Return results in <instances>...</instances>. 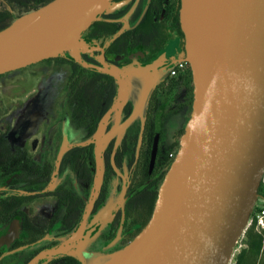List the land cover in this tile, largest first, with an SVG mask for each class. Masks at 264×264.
I'll return each mask as SVG.
<instances>
[{
	"label": "water",
	"instance_id": "obj_1",
	"mask_svg": "<svg viewBox=\"0 0 264 264\" xmlns=\"http://www.w3.org/2000/svg\"><path fill=\"white\" fill-rule=\"evenodd\" d=\"M115 7L112 0H50L0 29V73L46 57L68 55L116 79L115 100L86 140L95 143L94 189L82 221L69 235H82L84 240L100 224L97 221L85 232L81 230L103 180L101 151L110 132L104 134L107 119L120 112L129 91L126 79L131 76L142 79V89L121 128L141 113L154 84L147 74L167 64L177 44L175 39L152 60L123 68L103 57L99 64L83 60L82 52L101 47L82 39L81 34L100 13ZM146 8L147 4L136 23ZM179 20L184 57L193 80L192 108L180 146L159 185L146 224L99 264H229L260 195L264 172V0H180ZM67 147L58 152L54 174ZM67 248L61 242L39 252L27 264Z\"/></svg>",
	"mask_w": 264,
	"mask_h": 264
},
{
	"label": "flooded vegetation",
	"instance_id": "obj_2",
	"mask_svg": "<svg viewBox=\"0 0 264 264\" xmlns=\"http://www.w3.org/2000/svg\"><path fill=\"white\" fill-rule=\"evenodd\" d=\"M32 1L36 0H0V27L7 17L22 13L15 14L16 8L24 10L31 5ZM134 1L129 0V8ZM140 4L141 0H138L128 18H125V14L129 8L122 16L111 20L124 22L126 28L131 29L136 25L137 20L133 21V19ZM121 9L103 13L116 12ZM170 34L171 32L145 33L143 31L135 34L131 31L115 46H110L112 31H109L105 25H98L89 37L84 38L97 43L101 49L82 52L83 60H94L93 63L99 64L103 57L107 62L119 68L134 62H148L165 49L171 41L177 39V44L174 56L169 58L170 61L167 64L158 68L161 74L149 90L141 113L125 127L119 138L117 135L110 137L101 151L103 183L81 230L85 232L95 223L100 215L98 211L106 203L109 192L116 181L119 195L116 201L105 210V222L98 225L86 240L79 235L75 242L73 240L68 245L67 250L57 252L61 253L60 260L51 257L45 264H62L65 262L64 257H73L75 258L74 264H83L81 251H110L115 239L121 245L120 242L133 232L134 224L142 223L148 214L150 198L146 177L148 170L144 174L148 153L145 154L147 151L146 141H143L145 137L140 134L142 126L148 122L149 110L152 103L156 101L158 108L155 125L157 126L159 121H162L164 132L161 145L166 147L176 141L177 132L185 127L192 108V105L191 108L189 107L188 88L182 84L171 88L169 84L171 78L178 77V73L184 71L189 63L187 61L184 68L177 73H169L171 65L184 57V37L176 36L169 39L163 48L151 56L159 41ZM134 40H141L142 43L135 45ZM43 60H46L48 68L52 69L47 72L52 74L53 71L61 72L64 81L58 86V88L61 86L62 92L60 99V95L56 92L58 89L54 88L55 82L49 83L52 86L49 97L52 111H47L46 117L48 116L49 120L44 128L38 152H32V147L27 142H13L18 139L14 137V140H11L10 125L0 126V264H27L39 252L58 246L62 240L76 230L91 201L94 189L95 143L91 141L93 155L80 152L75 156L74 153H69V150L82 142L84 144L89 130L93 128L94 132L96 131L101 117L111 107L117 94L116 79L107 72L101 71L87 81L81 78L78 87L75 88L71 86L70 77L76 70L77 59L67 55L46 57L39 61ZM8 71L0 73V76ZM134 81L138 85L141 84L140 80L134 79ZM140 87L135 93L128 94L119 112L118 122H123L132 112L139 99ZM54 107H56V113L53 111ZM188 109V115L185 116ZM161 113L165 114L162 119H159ZM174 116H176L175 124L170 130L167 123ZM112 119L113 113L107 119L105 132H108L113 124ZM63 122L66 128L63 127ZM133 125L139 127L140 130L136 138L133 137V132H128ZM65 139L69 145L60 159L58 181L50 186L56 168L57 153ZM157 140L156 132L153 135L152 145L150 143V150L154 151ZM86 203L87 206L80 219L76 221ZM71 224H74L73 227L65 233L66 228ZM80 241L84 242L83 246H80ZM52 254L54 253L47 254L34 263Z\"/></svg>",
	"mask_w": 264,
	"mask_h": 264
},
{
	"label": "trees",
	"instance_id": "obj_3",
	"mask_svg": "<svg viewBox=\"0 0 264 264\" xmlns=\"http://www.w3.org/2000/svg\"><path fill=\"white\" fill-rule=\"evenodd\" d=\"M50 0H36L30 2V6L26 7L24 9V12L35 9L46 2ZM114 2L120 1V0H113ZM147 4V8L142 15L141 19L134 25L131 29H127L125 27L124 22L120 21H115L111 20L112 18L115 19L117 17H120L124 14V12L129 8V4L125 5L122 7L121 10H118L116 12H108V13H100L97 18H95L83 31L81 34V38L84 39L86 37H89L93 30L98 26V25H105L109 31H112L113 35L112 38L109 41L110 46H115L117 42H120L125 38V36L129 32H134L135 34L138 33V31H143L145 33H152V32H164L168 33L171 32L170 36L165 37L164 39L159 41L158 46L154 50V53L151 55L153 56L158 50L163 48L169 39H172L173 37L179 36V37H184V32L181 28L180 25V20H179V8H180V0H141V4L138 7L136 13L134 14V20H137L139 15H141V11L144 7V5ZM23 13V12H22ZM22 13L16 15V16H9L6 18L5 23L0 27L3 28L6 25H8L13 19L21 15ZM109 16H108V15ZM108 17V18H104ZM169 27V28H168ZM107 34H111L110 32H107ZM135 45H139L141 40H134ZM61 57V56H57ZM90 62H93L94 60H88ZM76 70L73 71L71 77H70V83L72 87L77 88L78 84L81 81V78H84L86 81L91 79L93 75L99 74L101 70L94 69L91 67H86L83 66L80 63H76ZM105 72V71H104ZM179 76H173L170 81V86L173 88L176 85L182 84L184 87L188 88V101L190 104V108L192 105L193 101V80H192V69L190 67V64L188 63L186 69L184 71H181L178 73ZM162 85V84H161ZM157 108L158 104L155 102L152 103L151 109L149 110L148 113V122L146 125L142 126L140 134L145 137L143 140L144 142L146 141V146L145 148L148 153L146 157V165H145V172L148 170L147 173V179H148V187L150 189V198H149V207H148V214L145 216L144 220L142 223L137 225L136 223L134 224V230L133 232L125 239H123L120 243L121 246L125 245L127 242H129L140 230L141 228L146 224L148 221L152 210L154 206V202L157 196L158 188L160 183L162 182L166 171L168 170L170 164L172 163V160L174 158V155L176 154L177 150L179 149L180 146V139L183 135L184 132V127H182L178 132L176 136V141L172 142L171 144L167 145L166 147L161 145L162 137H163V132L164 129L161 124V120L159 121L160 123L156 126L155 121H156V115H157ZM165 113L159 114V119H162ZM189 118V117H188ZM188 120V119H187ZM186 120V121H187ZM186 124V123H185ZM139 127L133 125L129 129V133L133 132V137L136 138L137 135L139 134ZM94 132L93 128L89 130V134L86 137L87 139L90 138L89 136ZM158 134V140L156 141V145L154 147V151L151 149L150 150V143L152 145V139L154 133ZM140 142H141V136ZM86 139V140H87ZM3 145V144H2ZM141 144H139L140 146ZM92 143L91 141H85L84 144H78L72 147L69 150V153H74L79 154L80 152H86L87 154L93 155V150H92ZM173 152L174 155L170 156L169 153ZM150 164V165H148ZM258 192L260 196L264 197V180L262 179L258 188ZM87 203L83 207V209L80 212V215L76 219L79 220L80 216L83 212V210L86 208ZM74 224H71L68 228H66L65 233H67ZM56 244V243H55ZM242 246L238 250V252L234 256V264H264V261L259 262L257 260L258 255L260 254L261 250L264 247V229H258L256 228L255 224L252 223L250 224L242 237ZM61 258H57L55 260H60ZM62 264H74L75 258L73 257H64ZM79 264V263H78Z\"/></svg>",
	"mask_w": 264,
	"mask_h": 264
},
{
	"label": "rangeland",
	"instance_id": "obj_4",
	"mask_svg": "<svg viewBox=\"0 0 264 264\" xmlns=\"http://www.w3.org/2000/svg\"><path fill=\"white\" fill-rule=\"evenodd\" d=\"M113 1V0H112ZM15 14L20 12H24V10L16 8L14 10ZM89 51H92L91 49ZM46 60L37 61L29 65L22 66L17 69L10 70L6 72L4 75L0 76V126L4 127L6 125H10V138L13 142H27L30 147H32V152L36 153L39 150L41 145V137L43 136L44 128L48 122L47 111H52V104H49L50 97V89L52 86L49 85L51 81L55 82V89L58 93L59 99L61 98V85L64 81L63 74L61 72L53 71V74L47 71L52 69L48 68V64L45 63ZM114 65V64H113ZM66 67V66H64ZM63 68V66H62ZM48 69V70H47ZM56 113V107L53 110ZM188 111L185 113L188 115ZM191 112V111H190ZM119 113L113 112V124L110 127V132L107 137L103 141V148L106 142L113 135H117L120 137L122 131V123L118 122ZM190 115V113H189ZM174 118L176 120V116L171 118V121L167 123L168 128L171 130L175 124ZM186 119V117H185ZM184 119V120H185ZM180 120V118H179ZM63 127L66 128V125ZM108 130V131H109ZM104 129V134H106ZM69 145V142L65 139L62 146ZM59 149V150H60ZM58 150V152H59ZM58 155V153H57ZM55 175V176H54ZM58 181V172L53 174L52 185L53 186ZM103 183V180H102ZM117 182H114V186L111 188L109 195L107 197V201L100 207L96 221H100L99 226L105 222V210L113 204L118 195L119 190L116 189ZM102 186V184H101ZM101 188V187H100ZM110 189V188H109ZM95 221V222H96ZM244 234V233H243ZM242 238V237H241ZM240 238V239H241ZM76 240V239H75ZM74 240V242H75ZM63 241V240H62ZM73 242V241H72ZM70 242V243H72ZM116 239L113 241V245L110 251H94V252H83V264H99L103 262L111 253L119 250L122 246L118 243ZM80 246L84 245L83 241H80ZM237 245L234 256L238 252V250L242 246ZM69 247V246H68ZM61 253H54L52 255H48L36 263L32 264H45L49 258L57 259L60 258ZM234 256L232 257L229 264H234ZM259 262L264 261V247L261 250L260 254L257 257Z\"/></svg>",
	"mask_w": 264,
	"mask_h": 264
},
{
	"label": "built area",
	"instance_id": "obj_5",
	"mask_svg": "<svg viewBox=\"0 0 264 264\" xmlns=\"http://www.w3.org/2000/svg\"><path fill=\"white\" fill-rule=\"evenodd\" d=\"M187 63V60L185 59V57H182L181 59L175 61L171 67L169 68V73L170 74H175L177 73L178 71H180L181 69L184 68L185 64ZM171 156L174 155V153H170ZM175 156V155H174ZM262 179L264 180V172H263V175H262ZM254 223L256 228L258 229H264V197L262 196H258L254 206H253V209L250 213V217H249V220H248V224H247V227ZM243 237V234L242 236ZM240 237V238H241ZM238 239L235 247H234V252H235V249L237 247V245H241V239Z\"/></svg>",
	"mask_w": 264,
	"mask_h": 264
},
{
	"label": "crops",
	"instance_id": "obj_6",
	"mask_svg": "<svg viewBox=\"0 0 264 264\" xmlns=\"http://www.w3.org/2000/svg\"><path fill=\"white\" fill-rule=\"evenodd\" d=\"M122 1L123 0H120V1H117V2L112 1V4L116 5V7L114 9H112V10H107V11H113L115 9L122 8L124 5L128 4V2H129V1H127L126 3H123V4L119 5ZM107 11H104V12H107ZM125 27H126V25H125ZM175 48H176V46H175ZM174 54H175V51L173 52V54L171 55L170 58H172L174 56ZM160 74H161L160 70L157 69L156 71L150 72V74H147L146 77L148 79H152L153 82L155 83V81L158 79ZM134 79L140 80L141 84L138 85L137 82L134 81ZM126 82H127V86H128V90H129L128 94L135 93L139 89L140 85H141V87H140V92H141V89H142V79L141 78H138L137 76H131L129 79H126Z\"/></svg>",
	"mask_w": 264,
	"mask_h": 264
},
{
	"label": "bare ground",
	"instance_id": "obj_7",
	"mask_svg": "<svg viewBox=\"0 0 264 264\" xmlns=\"http://www.w3.org/2000/svg\"><path fill=\"white\" fill-rule=\"evenodd\" d=\"M105 123V121L101 124V125H103ZM97 138V137H96ZM78 238V236L76 235V236H69V237H67L66 239H64L63 241H62V246H64V247H66V246H68L69 244H70V242H72L73 240H75V239H77Z\"/></svg>",
	"mask_w": 264,
	"mask_h": 264
}]
</instances>
